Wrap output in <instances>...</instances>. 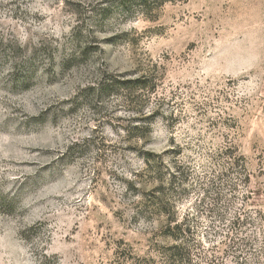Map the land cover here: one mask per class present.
<instances>
[{
  "label": "rangeland",
  "instance_id": "rangeland-1",
  "mask_svg": "<svg viewBox=\"0 0 264 264\" xmlns=\"http://www.w3.org/2000/svg\"><path fill=\"white\" fill-rule=\"evenodd\" d=\"M169 253L264 264V0H0V264Z\"/></svg>",
  "mask_w": 264,
  "mask_h": 264
},
{
  "label": "trees",
  "instance_id": "trees-1",
  "mask_svg": "<svg viewBox=\"0 0 264 264\" xmlns=\"http://www.w3.org/2000/svg\"><path fill=\"white\" fill-rule=\"evenodd\" d=\"M130 81V80H129ZM135 82V85L137 88H140V89H143L144 85L142 84L143 83V76H140L138 78H135L133 80ZM121 85H123V87L126 89L125 91V100H127L129 97H130V93L127 92L128 88L127 87H130L128 84H126V82H122ZM112 87H113V82H105V83H102L101 85H97V86H90L88 88L90 89H94V90H97L98 92V95H102V93L104 94H109L112 92ZM129 91V90H128ZM137 128V127H135ZM175 220H171L170 222H172ZM175 227L178 228V225L175 224ZM168 261L169 263L168 264H190L189 261H187L185 258H182L180 256H177L173 253H169V256H168Z\"/></svg>",
  "mask_w": 264,
  "mask_h": 264
}]
</instances>
